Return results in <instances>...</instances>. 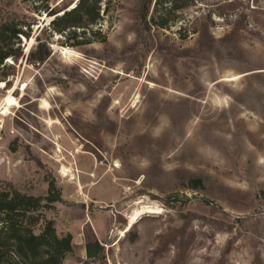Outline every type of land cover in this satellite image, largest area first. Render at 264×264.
Instances as JSON below:
<instances>
[{
	"label": "rangeland",
	"instance_id": "374dc122",
	"mask_svg": "<svg viewBox=\"0 0 264 264\" xmlns=\"http://www.w3.org/2000/svg\"><path fill=\"white\" fill-rule=\"evenodd\" d=\"M76 1L0 5L30 26L0 68V191L54 185L34 216L62 264H264V0H197L187 40L103 0L104 42L70 47L42 7Z\"/></svg>",
	"mask_w": 264,
	"mask_h": 264
},
{
	"label": "trees",
	"instance_id": "16d2710c",
	"mask_svg": "<svg viewBox=\"0 0 264 264\" xmlns=\"http://www.w3.org/2000/svg\"><path fill=\"white\" fill-rule=\"evenodd\" d=\"M4 1L0 0V5ZM197 3V0H139L138 25L146 35L153 29L169 30L179 25V39L187 40L197 29L193 22L185 23L182 13ZM103 5V0H77L58 9L46 3L42 12L52 18L49 24L52 33L72 42L70 47H80L104 42L102 32L93 31L102 21ZM22 37H30L29 24L16 20L0 23V68L5 67L6 60L17 61L22 56L19 45ZM54 190V185L49 183L48 195L44 198L22 194L11 185L8 190L0 191V264L63 263L69 252L68 242L57 237L53 221L34 216L59 200L58 195H53Z\"/></svg>",
	"mask_w": 264,
	"mask_h": 264
},
{
	"label": "bare ground",
	"instance_id": "6f19581e",
	"mask_svg": "<svg viewBox=\"0 0 264 264\" xmlns=\"http://www.w3.org/2000/svg\"><path fill=\"white\" fill-rule=\"evenodd\" d=\"M138 212V211H137ZM144 213V212H143ZM145 213H151L149 210L145 211ZM140 215V212L137 213L136 215L132 216L131 217V220H130V224L134 223L135 219L137 218V216Z\"/></svg>",
	"mask_w": 264,
	"mask_h": 264
},
{
	"label": "water",
	"instance_id": "95a60500",
	"mask_svg": "<svg viewBox=\"0 0 264 264\" xmlns=\"http://www.w3.org/2000/svg\"><path fill=\"white\" fill-rule=\"evenodd\" d=\"M72 8V7H71Z\"/></svg>",
	"mask_w": 264,
	"mask_h": 264
}]
</instances>
